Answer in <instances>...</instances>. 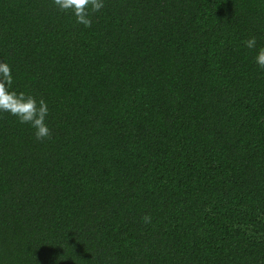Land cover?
Listing matches in <instances>:
<instances>
[{
	"label": "trees",
	"instance_id": "trees-1",
	"mask_svg": "<svg viewBox=\"0 0 264 264\" xmlns=\"http://www.w3.org/2000/svg\"><path fill=\"white\" fill-rule=\"evenodd\" d=\"M91 19L0 0L10 90L52 130L0 112V264H264V0Z\"/></svg>",
	"mask_w": 264,
	"mask_h": 264
},
{
	"label": "clouds",
	"instance_id": "clouds-1",
	"mask_svg": "<svg viewBox=\"0 0 264 264\" xmlns=\"http://www.w3.org/2000/svg\"><path fill=\"white\" fill-rule=\"evenodd\" d=\"M54 5L63 12H71L76 17V22L85 27H91V16L101 11L104 0H53ZM256 37L245 40L248 49L256 47ZM255 62L260 69H264V47H261L255 57ZM11 66L0 61V112H7L18 118L22 124H28L35 129V138L38 141L50 139L52 130L46 123L49 114L47 102L41 98L39 101L28 93L10 90L13 84ZM143 222L150 223L151 216L145 215Z\"/></svg>",
	"mask_w": 264,
	"mask_h": 264
}]
</instances>
